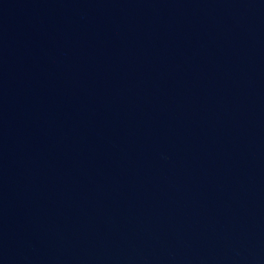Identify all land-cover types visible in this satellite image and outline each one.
<instances>
[{"label": "water", "instance_id": "1", "mask_svg": "<svg viewBox=\"0 0 264 264\" xmlns=\"http://www.w3.org/2000/svg\"><path fill=\"white\" fill-rule=\"evenodd\" d=\"M0 264H264V0H0Z\"/></svg>", "mask_w": 264, "mask_h": 264}]
</instances>
